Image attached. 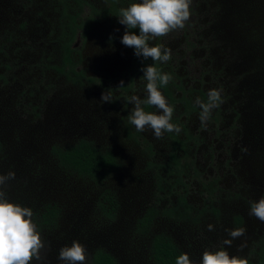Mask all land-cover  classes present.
Returning a JSON list of instances; mask_svg holds the SVG:
<instances>
[{
	"label": "trees",
	"instance_id": "1",
	"mask_svg": "<svg viewBox=\"0 0 264 264\" xmlns=\"http://www.w3.org/2000/svg\"><path fill=\"white\" fill-rule=\"evenodd\" d=\"M136 2L0 0V174L15 173L6 197L41 232L32 264H64L74 240L86 264H176L222 247L264 264V222L249 214L264 197V0H192L185 27L150 42L171 49L156 66L182 129L161 139L129 122L154 63L121 43L119 10ZM221 88L202 127L195 100Z\"/></svg>",
	"mask_w": 264,
	"mask_h": 264
},
{
	"label": "clouds",
	"instance_id": "2",
	"mask_svg": "<svg viewBox=\"0 0 264 264\" xmlns=\"http://www.w3.org/2000/svg\"><path fill=\"white\" fill-rule=\"evenodd\" d=\"M192 0H140L119 10V23L126 26L121 43L134 48L137 57L145 61L151 59L153 64H147L141 69L146 80V98L136 95L128 98L134 105L129 115V122L139 132L151 129L155 138L161 139L165 132H181V126L172 123L173 106L169 105L161 88L172 79L171 75L162 72L156 62L165 63L171 59V49L163 44L151 46L150 42L169 33L183 29L191 16ZM134 29H139L137 35ZM124 82H120V87ZM223 89H210L207 100L197 97L195 104L201 109L199 119L202 127H207L212 112L223 103ZM101 101L111 103L110 92L101 94ZM146 107H155L158 111H146ZM15 179V173L0 174V264H32L33 260L40 261L41 251L45 244L41 232L33 219V211L29 207L10 202L4 188L9 180ZM250 215L264 222V197L258 202H252ZM208 230L214 226L209 224ZM244 228L229 231L231 239H225L223 245L230 247L232 240L243 236ZM244 247V245H241ZM58 259L64 264H86L87 250L79 241H72L71 246L60 249ZM176 264H249L244 257L230 255L225 248L203 252L200 261H193L187 253H182L176 259Z\"/></svg>",
	"mask_w": 264,
	"mask_h": 264
}]
</instances>
